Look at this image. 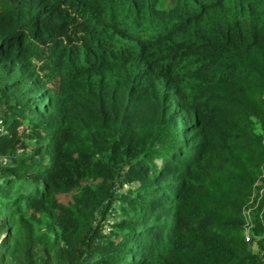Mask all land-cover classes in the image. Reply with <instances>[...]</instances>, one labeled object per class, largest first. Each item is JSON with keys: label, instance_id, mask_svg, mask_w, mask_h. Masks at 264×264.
<instances>
[{"label": "trees", "instance_id": "1", "mask_svg": "<svg viewBox=\"0 0 264 264\" xmlns=\"http://www.w3.org/2000/svg\"><path fill=\"white\" fill-rule=\"evenodd\" d=\"M0 101V264H264V0H0Z\"/></svg>", "mask_w": 264, "mask_h": 264}, {"label": "built area", "instance_id": "2", "mask_svg": "<svg viewBox=\"0 0 264 264\" xmlns=\"http://www.w3.org/2000/svg\"><path fill=\"white\" fill-rule=\"evenodd\" d=\"M246 240L247 241H251V225H250V221H249V223L247 225Z\"/></svg>", "mask_w": 264, "mask_h": 264}, {"label": "rangeland", "instance_id": "3", "mask_svg": "<svg viewBox=\"0 0 264 264\" xmlns=\"http://www.w3.org/2000/svg\"><path fill=\"white\" fill-rule=\"evenodd\" d=\"M4 105L2 104V102L0 101V113H2V111L4 110Z\"/></svg>", "mask_w": 264, "mask_h": 264}]
</instances>
